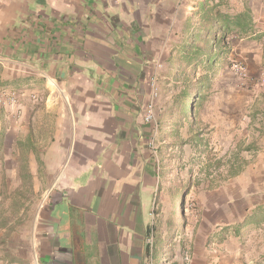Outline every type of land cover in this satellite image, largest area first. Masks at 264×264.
Instances as JSON below:
<instances>
[{"label": "crops", "instance_id": "1", "mask_svg": "<svg viewBox=\"0 0 264 264\" xmlns=\"http://www.w3.org/2000/svg\"><path fill=\"white\" fill-rule=\"evenodd\" d=\"M202 1L0 0V90L27 97L21 127L0 108V165L14 161L16 177L30 179L34 191L36 181L52 180L31 218L16 225L21 232L0 224V264H150L165 152L181 158L178 142L188 138V121L176 135L180 116H165L174 94L165 89L169 57ZM253 14L257 39L234 40L232 55L256 72L264 69V13ZM153 82L154 136L143 121ZM260 100L246 145L263 157ZM198 118L216 133V122Z\"/></svg>", "mask_w": 264, "mask_h": 264}, {"label": "rangeland", "instance_id": "2", "mask_svg": "<svg viewBox=\"0 0 264 264\" xmlns=\"http://www.w3.org/2000/svg\"><path fill=\"white\" fill-rule=\"evenodd\" d=\"M230 1L234 9L240 10L247 3L252 10H262L264 13V0ZM232 58L233 64H243L251 83L241 86L233 74V65L218 74L215 92L201 111L204 119L210 123L214 121L218 126L210 140L208 157H200L189 145L183 146L182 157L179 159L173 158L172 150L165 152V169L163 171L161 167L159 176L162 187H165L159 221L161 234H158L156 227L155 237L150 244V264L264 262V222L246 230L239 237L230 235L221 243L207 245L209 233L224 225L241 221L254 209L256 203L264 201V156L244 151L246 144L256 136L258 123L252 115L262 107L260 99L264 96V85L261 86L258 81L264 76V69L259 68L255 72L254 68L252 72L243 56L235 54ZM3 92L19 94L15 105H0V108L4 110L5 119L15 127H21L24 100L27 98L25 92L7 89L0 90V95ZM31 94L28 96L29 100L36 103L37 96L34 94L33 99ZM230 95L231 101L228 99ZM144 115L145 109L143 121ZM40 120H46V117L40 116ZM225 120H230L231 127L224 124ZM150 125V133L154 136L155 127ZM184 135L186 136V131ZM217 159L222 160L221 168L215 163ZM231 164L241 170L235 177H227V169ZM16 166L14 161H9L2 167L0 165V224L10 225L4 228L10 235L21 232L23 227L16 225L31 218L33 204L41 200L42 191L48 186V181H52L47 178L36 181L35 187L39 189L34 191L30 179L16 177ZM21 173L24 171L20 170ZM36 190H39L38 194ZM156 208L157 211L160 210L159 201Z\"/></svg>", "mask_w": 264, "mask_h": 264}, {"label": "trees", "instance_id": "3", "mask_svg": "<svg viewBox=\"0 0 264 264\" xmlns=\"http://www.w3.org/2000/svg\"><path fill=\"white\" fill-rule=\"evenodd\" d=\"M241 39H257L252 8L245 3L240 10L234 9L230 0H203L191 19L189 32L183 37L182 43L170 52L172 82L165 83V89L174 94L165 116L168 118L175 112L180 116L176 135L179 128L183 127L182 121H188V138L178 142L179 152L184 145H191L200 157H208L210 140L215 133L198 115L215 92V81L220 71L233 65L232 42ZM156 133H160L158 124ZM257 150L254 144L244 148L245 152ZM215 161L221 168L222 160ZM243 163L246 164L245 161ZM240 172L235 164H231L227 169V177H235ZM263 222L264 206L256 207L241 221L224 225L210 233L207 245L221 243L230 235L239 237Z\"/></svg>", "mask_w": 264, "mask_h": 264}, {"label": "built area", "instance_id": "4", "mask_svg": "<svg viewBox=\"0 0 264 264\" xmlns=\"http://www.w3.org/2000/svg\"><path fill=\"white\" fill-rule=\"evenodd\" d=\"M232 71H233V74L238 79L241 86H246L247 84L251 83L243 64H240V63L233 64ZM258 84H260L261 86L264 85V76L259 78ZM152 88L153 89H152L151 98L145 106L144 121L146 123L153 124L155 127V133H156L157 124H156V116H155V100L157 98V88L156 86H154V82L152 84ZM31 95H32V98L34 99L35 95L34 94H31ZM18 96L19 94L16 92H3L0 95V105H2L3 107L13 106L16 104L18 100Z\"/></svg>", "mask_w": 264, "mask_h": 264}]
</instances>
